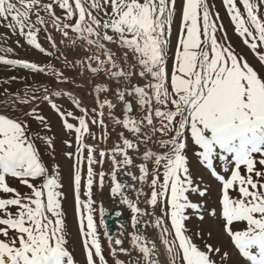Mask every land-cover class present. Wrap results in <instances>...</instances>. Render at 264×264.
Segmentation results:
<instances>
[{"label":"snow or ice","instance_id":"snow-or-ice-1","mask_svg":"<svg viewBox=\"0 0 264 264\" xmlns=\"http://www.w3.org/2000/svg\"><path fill=\"white\" fill-rule=\"evenodd\" d=\"M223 4L236 33L264 63V54L257 51L264 48V0H239V4L238 0H223ZM176 6L177 0H0V27L25 36L30 45L44 52L38 34L51 23L73 44L80 40L91 46L86 66L92 73L106 72L126 85L115 91L125 118L114 119L131 138L121 132L120 142L108 150H98L86 139L92 135L90 124L105 127L103 110L116 107L112 100L100 98L109 91L106 85L95 86L99 107L95 117L90 118L87 109L78 117L56 109L65 127L76 133V152L67 155L76 158L74 194L86 264H109L92 199L93 185L102 188L106 178L114 185L112 193L137 216L155 217L144 226L151 224L159 231L167 264H225L228 252L207 243L202 249L187 234L188 209L204 219L203 205L192 202L188 193L204 196L208 191L192 178L186 151L189 141L220 185L218 208L208 209V215L222 222L243 264H264V76L226 40L217 39L223 25L208 0H183L169 69ZM57 7L63 16L56 14ZM109 45L121 54L117 56ZM0 63L45 71L35 63L5 56H0ZM126 97H132L135 105ZM17 100L29 102L23 97L12 102ZM106 161H110L109 169L101 167L97 172L94 166ZM121 174L132 183L121 182ZM14 179L29 192L13 186ZM82 179L86 199L81 197ZM62 188L59 172H49L24 123L0 114V264H77L67 247ZM128 189L135 193V200L129 198ZM141 197L152 209L159 207L161 214L142 208ZM98 211L101 217L106 214L102 205ZM140 223L134 218L132 227ZM108 239L111 244V236ZM123 243L114 241L115 245ZM131 245L142 254V264H164L157 242L143 233H132ZM119 252L129 250L111 247L113 264H125Z\"/></svg>","mask_w":264,"mask_h":264},{"label":"rangeland","instance_id":"rangeland-1","mask_svg":"<svg viewBox=\"0 0 264 264\" xmlns=\"http://www.w3.org/2000/svg\"><path fill=\"white\" fill-rule=\"evenodd\" d=\"M182 4L183 0H177L176 13L170 34L169 69H171V56L175 51L180 31ZM208 4L214 13H219V23L223 25V32H217V39L220 42L226 40L239 57L246 59L259 74L264 76L261 71V68L264 71V63L259 60L256 52L246 45L242 37L236 33L233 23H229L230 16L226 11L223 0H208ZM241 11H243L242 5ZM56 14L63 16V10L57 7ZM66 22L71 23L74 21ZM229 27L232 28L230 32L228 31ZM225 33L226 36L224 35ZM49 36L51 40H49ZM70 37L74 38L75 33L70 31ZM52 41L55 42V46H53ZM38 42L45 49L44 52L30 45L25 36L18 33L13 34L7 28L0 27V56L35 63L45 69V71L40 72L21 65L0 63V114L23 122L27 128L29 138L38 149L41 160L49 172L53 174L57 171L59 172L63 184L62 206L65 231L68 239L67 247L72 252L77 264H86L74 194L76 158L74 155L71 157L67 155V153L76 152V133L74 130H69L65 127L64 120L56 109L58 108L61 112L65 113L71 111L77 117L83 115L82 109H87L89 117H95L99 111V107L95 101L91 84L87 83L93 77L94 79L100 78L101 74L97 76L94 74L93 77L88 78V74L92 72L86 66V58L92 55L93 50L91 46L85 45L80 40H77L73 44L70 39L65 38L51 23L41 28L38 34ZM109 47L114 52L118 49L115 45H109ZM5 49H11V51H5ZM257 51L264 54V48ZM94 66L95 64H93ZM259 67L260 69L258 70ZM53 70H55V74ZM17 97H23L29 102L20 103L17 100L16 103H13L12 101ZM76 101L79 102L80 107L76 106ZM53 104L56 105V108L53 107ZM93 109L97 111L93 112ZM103 111L104 119L106 113L105 110ZM69 122L78 125V121L73 118H69ZM90 129L92 135L86 138L87 143L96 145L98 150H103L102 146L106 141V126L101 127L99 124H90ZM101 137H104V139H101ZM186 151L194 182L201 189H208L204 196H200L195 192L188 193L189 199L192 202L203 205L204 210L202 214L204 215V219H199L194 210L188 209L186 214L189 219L185 221L186 228L188 229L187 234L202 249H204L205 243H207L221 248L222 253L228 252L230 258L225 264H243L242 258L233 248L229 237L223 232L222 222L208 215L207 212L208 209L218 208L219 183L211 176L206 167L201 164L199 158L195 155L196 146L191 144L190 141ZM97 159H99L98 154ZM82 167L83 174L86 176V164ZM94 167L99 172L101 165L97 164ZM11 183L13 186L18 187L20 191L29 192V189L26 186L20 185L18 180L14 179ZM84 185L85 181L82 179L81 197L86 199L84 196ZM99 188L98 184H94L92 189V199L96 202L94 207L97 208L95 220L104 254L109 264H113L110 247L107 243L98 211ZM148 207L150 212H155L156 215L161 214L159 207L155 209H152L150 206ZM151 217L154 221L155 217ZM168 223L170 226V222ZM209 233H211V236H209ZM165 256L167 259L166 253ZM216 259L219 262V257H216Z\"/></svg>","mask_w":264,"mask_h":264},{"label":"bare ground","instance_id":"bare-ground-1","mask_svg":"<svg viewBox=\"0 0 264 264\" xmlns=\"http://www.w3.org/2000/svg\"><path fill=\"white\" fill-rule=\"evenodd\" d=\"M229 23L232 24L231 20H229ZM228 31L229 32L232 31V28L229 27ZM115 53L117 54V56H119L121 54V50L118 48L115 51ZM259 69L260 67L258 68V70ZM261 71L263 72V75H264L263 68H261ZM94 74L95 76L101 74V77L94 79L93 77ZM88 76H89L88 78L93 77L91 80L90 79L88 80L87 84H91V89L95 95V101L97 102L96 93L94 90L95 86L96 85H106L109 91L105 93H101L100 98L110 99L113 101V103L116 104V107L114 109H111V110L108 108L104 109L106 113L105 118H104L105 119L104 123H105L107 130H106V141L103 144L102 149L108 150L112 146L120 142L121 132H123L126 136H129L131 138V133H129L126 129H124L120 124L116 123L114 119V117L119 118L121 120L125 118V113L121 109L122 103L118 99H116L115 91L118 88L123 89L124 87H126V85L123 83H117V81L114 78H112L110 75H108L106 72H103V71L97 72V73H89ZM134 82L140 83V81L136 78H134ZM126 98H130L131 100H133V103L135 105V100L132 97H126ZM136 110L138 111V109ZM110 112H111V115H109ZM148 147H154V146L152 144H149ZM143 150H144V146H141V152ZM130 154L136 156L135 153L130 152ZM137 162H139V159H137ZM101 167L103 168L104 171H107L110 167V161H106ZM100 171H101V168H100ZM131 171H133L137 175L139 174L138 169L136 168H132ZM119 179L121 180V182L132 183L130 177L127 176L126 174H121L119 176ZM112 187H114L113 183L109 179L106 178L104 186L102 188L101 187L99 188V197H98L99 206L102 205L103 208L106 210V214L103 217H101L100 215V217L102 220L104 234H105L109 247L110 248L116 247L117 249H119L120 247H123L129 250L127 254L124 252L118 253V258L120 260L125 261V264H133V262L136 260H141V264H142V254L139 253L138 250H135L132 248L131 234L134 232L143 233L149 239L155 240L157 242L158 247L160 248L161 259L164 261V264H167V259H166L163 247L160 244L159 239H158L159 231L156 228L152 227L151 224H149L147 227L144 226L145 221H153L152 217L151 216H137V214L134 213L131 208H129L126 204H124L121 201L120 196L114 195L112 193L111 191ZM138 187H142V185H138ZM126 191H128L130 199H133V200L136 199L135 193L131 189H128ZM143 199H144L143 197L140 198V202H139L140 206L142 208H147L149 210L148 205L143 203ZM113 209H118L120 211V218L118 220H114L112 218ZM134 218L140 219L141 221L140 224L136 225L135 229L132 227V222ZM109 236H111L112 238L111 244L108 239ZM116 239L123 240L124 241L123 245H115L114 241Z\"/></svg>","mask_w":264,"mask_h":264},{"label":"water","instance_id":"water-1","mask_svg":"<svg viewBox=\"0 0 264 264\" xmlns=\"http://www.w3.org/2000/svg\"><path fill=\"white\" fill-rule=\"evenodd\" d=\"M127 99H130V98H127ZM121 109L124 111L123 105H121ZM112 218L114 220H118L120 218V211L118 209H113V211H112Z\"/></svg>","mask_w":264,"mask_h":264}]
</instances>
